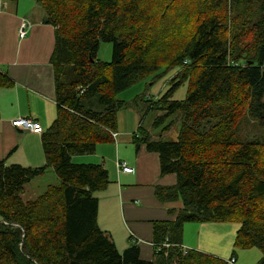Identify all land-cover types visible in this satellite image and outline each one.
<instances>
[{
	"label": "trees",
	"instance_id": "16d2710c",
	"mask_svg": "<svg viewBox=\"0 0 264 264\" xmlns=\"http://www.w3.org/2000/svg\"><path fill=\"white\" fill-rule=\"evenodd\" d=\"M34 1L56 28L57 116L42 134L45 167L0 159V264H229L183 245L186 224L226 222L240 225L235 248L260 250L257 264H264V141L237 135L245 114L264 119V0H224L223 16L214 10L194 22L174 21L178 0ZM103 43L113 45L109 63L98 57ZM164 67L180 69L170 94L189 81L187 99L170 102L169 94L141 105L133 140L160 156L162 175L176 176V185L159 187L157 198L182 208L173 221L154 223L146 260L134 233L135 243L119 251L99 227L96 194L108 187L109 173L76 158L115 142L120 111L129 108L118 96ZM177 111L192 125L176 141L152 140L150 129L165 126ZM154 112L161 115L147 129L143 121ZM212 119L207 134L195 130ZM48 170L58 182L26 201V185Z\"/></svg>",
	"mask_w": 264,
	"mask_h": 264
},
{
	"label": "crops",
	"instance_id": "0c3cea01",
	"mask_svg": "<svg viewBox=\"0 0 264 264\" xmlns=\"http://www.w3.org/2000/svg\"><path fill=\"white\" fill-rule=\"evenodd\" d=\"M23 23H27V34L20 38ZM55 32L56 28L46 22L45 13L36 1L0 0V159L6 165L33 169L46 166L42 135L15 128L12 122L30 118L47 129L56 119L51 64ZM128 123L119 114L115 142L97 146L93 154L77 157L76 162L99 164L108 170L110 183L99 194V227L110 232L119 251L133 245L131 234L134 233L142 241L139 243L142 257L150 260L154 223L176 219L182 203H162L157 198V189L175 186L176 176L161 174L160 156L148 152L144 144H134V132L139 127H133L136 120L131 115ZM119 163H127L133 173H122L117 169ZM52 174L48 170L29 184L40 182V190L45 189V185L58 182ZM239 229L236 222L188 223L184 227L183 245L229 264L232 258L234 264H257L262 258L260 250L235 248ZM248 255H254V261L246 262Z\"/></svg>",
	"mask_w": 264,
	"mask_h": 264
},
{
	"label": "rangeland",
	"instance_id": "374dc122",
	"mask_svg": "<svg viewBox=\"0 0 264 264\" xmlns=\"http://www.w3.org/2000/svg\"><path fill=\"white\" fill-rule=\"evenodd\" d=\"M222 1L224 0H178L172 7L171 11L174 16V21L176 19H189L191 22H194L198 18H202L205 16L206 13H209L211 11L217 10L223 16L224 13L229 11V6H225ZM215 3L217 6H215ZM215 6V7H214ZM237 9V8H236ZM253 12V11H252ZM232 17H234L233 12L227 13V25H228V37H233L232 35ZM191 33V31H190ZM226 31H224L225 35ZM188 37H184L182 39L183 42ZM113 55V45L103 43L100 46V50L98 53V57L101 61L109 63L112 60ZM180 69L175 68H162L157 74L147 77L144 80L136 83L128 90L121 93L118 98L121 101H124L128 104L127 109H123L120 111L121 116L125 119L126 124L128 125V115H131L136 120V124L133 125L134 128H137L140 126L142 119L139 118L140 115V108L141 105L146 106V103L149 100H157V99H165L171 91V88L175 83H177L179 80L176 79L177 75L179 74ZM176 79V80H175ZM188 88H189V81L183 82V84L176 88L174 90V93L170 94L169 98H167L170 102H184L187 99L188 95ZM161 115V113H151L149 116L145 118L143 121L144 126H148V128L151 127V123L153 119L156 116ZM215 120L211 121H204L202 123V128L200 129L199 126L195 127V130L200 133L204 134L202 132H207L215 125ZM168 125V126H167ZM191 126L192 123L186 122L185 116L183 111H177L174 116H172L167 122L165 126L161 127L160 129L153 130L150 129L149 135L152 140L157 139H163L165 141H176L178 139L179 134L181 133V130L183 126ZM164 129V130H163ZM135 134V132H134ZM238 138L240 141H246V140H258V141H264V119L258 121L256 119L250 118L247 114L242 116L241 124L238 129ZM114 140H116L115 135H113ZM135 144V143H134ZM214 159H216L217 155H214ZM218 159V158H217ZM220 163L223 161L220 160ZM220 166V165H219ZM55 173L53 172L52 176L57 178ZM47 179V178H46ZM58 180V179H57ZM57 182L53 183L56 184ZM27 184L25 189L26 193H24V199L26 201L29 200H35L38 196L43 194L47 187L51 185H45V189L40 190V187H42V184L40 182H36L34 184ZM100 192L96 194L97 198L100 197ZM117 238V237H116ZM129 237H127L125 240H127ZM239 250V249H238ZM262 253V252H261ZM263 255V254H262ZM255 256L254 255H248L246 256L245 260L246 262H252L254 261Z\"/></svg>",
	"mask_w": 264,
	"mask_h": 264
},
{
	"label": "built area",
	"instance_id": "2783aa9c",
	"mask_svg": "<svg viewBox=\"0 0 264 264\" xmlns=\"http://www.w3.org/2000/svg\"><path fill=\"white\" fill-rule=\"evenodd\" d=\"M26 29H27V23H23L22 28L20 30V38H23L26 36V34H27ZM12 125L15 128H18V129L25 131V132H29V133H33V134H37V135H42L44 133V128L41 125V123H39L36 120L30 119V118L15 119L12 122ZM118 167L122 171V173H125V174H132L133 173V168L131 166H129L127 163H122V164L119 163ZM180 248L185 254L188 252V249H186L185 247L180 246ZM234 261L235 260L232 259V263Z\"/></svg>",
	"mask_w": 264,
	"mask_h": 264
}]
</instances>
